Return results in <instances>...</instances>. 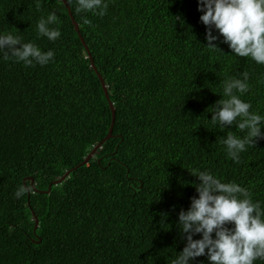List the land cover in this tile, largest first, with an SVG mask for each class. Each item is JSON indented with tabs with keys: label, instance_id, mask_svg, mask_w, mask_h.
I'll return each mask as SVG.
<instances>
[{
	"label": "trees",
	"instance_id": "obj_1",
	"mask_svg": "<svg viewBox=\"0 0 264 264\" xmlns=\"http://www.w3.org/2000/svg\"><path fill=\"white\" fill-rule=\"evenodd\" d=\"M66 1L0 0V32L54 52L45 66L0 59V264H171L184 246L177 214L197 195L191 169L235 181L264 208V138L233 162L221 140L242 133L209 121L221 82L245 72L238 95L264 115V65L222 36L207 47L197 0H107L104 16ZM51 11L60 37L37 38ZM21 185L31 191L16 198Z\"/></svg>",
	"mask_w": 264,
	"mask_h": 264
},
{
	"label": "clouds",
	"instance_id": "obj_2",
	"mask_svg": "<svg viewBox=\"0 0 264 264\" xmlns=\"http://www.w3.org/2000/svg\"><path fill=\"white\" fill-rule=\"evenodd\" d=\"M71 2V0H70ZM107 0H75L76 13L91 12L104 16ZM199 20L206 26V46L219 48L214 42L222 36L234 56L247 57L264 65V0H197ZM84 24H90L81 16ZM56 25L55 27H50ZM214 30L217 34H213ZM37 38L57 40L61 31L54 11L41 16L35 25ZM18 45V47H17ZM220 49V48H219ZM0 59H11L24 66H45L54 59L52 49L42 50L32 41L22 42L19 35L0 32ZM221 99L210 106L209 120L220 131L234 125L237 132L227 130L221 140L226 156L238 162L240 154L264 138V115L250 111L251 104L240 95L249 90L248 74L226 77ZM258 83H264V74ZM188 170V169H187ZM198 182L191 183L197 195L190 198L188 208L177 214V227L184 246L176 252L171 264H194L206 256L208 264H254L264 260V208L253 201L250 191L235 181H223L208 169H191ZM31 188L19 186L14 192L20 198ZM199 235V238L194 236ZM202 264V262H200Z\"/></svg>",
	"mask_w": 264,
	"mask_h": 264
},
{
	"label": "water",
	"instance_id": "obj_3",
	"mask_svg": "<svg viewBox=\"0 0 264 264\" xmlns=\"http://www.w3.org/2000/svg\"><path fill=\"white\" fill-rule=\"evenodd\" d=\"M62 1L65 3V5L67 6V8L69 9V4L67 3V1H66V0H62ZM73 24H74L75 30L78 31L79 29H78V24H77V22L73 21ZM91 65H92L93 68L96 70V67H95L93 61H91ZM98 77H99V79H100V81H101V84H102V87H103V89H104V91H105L106 97L109 98V94H108V91H107V85L105 84V82H104V80H103V78H102V76H101L100 74H98ZM108 101H109V105H110V108H111V111H112V123H111V126H110V128H109L108 135L105 137L104 140H106L107 138H109V137L111 136L112 127H113L114 118H115V110H114L113 104H112L111 100H108ZM104 140H103L102 142H100L97 146L94 147V149H93V150H92V151H91V152L85 157L83 163L88 162V160H89V158L91 157V155L94 153V151H95L97 148L100 147V145L104 142ZM69 173H70V170H68V171H67V172H66V173H65L60 179H58V180L52 182V183L49 185V189L51 188L52 184H58V183L62 182V181H63V180L69 175ZM37 226H38V220H37V218L35 217V227H37Z\"/></svg>",
	"mask_w": 264,
	"mask_h": 264
}]
</instances>
